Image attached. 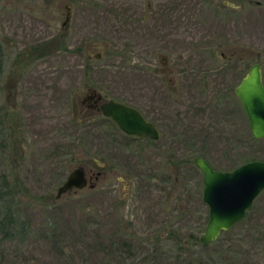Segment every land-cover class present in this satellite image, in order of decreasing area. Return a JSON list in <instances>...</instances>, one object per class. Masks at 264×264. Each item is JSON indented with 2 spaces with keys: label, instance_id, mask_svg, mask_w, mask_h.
Segmentation results:
<instances>
[{
  "label": "rangeland",
  "instance_id": "rangeland-1",
  "mask_svg": "<svg viewBox=\"0 0 264 264\" xmlns=\"http://www.w3.org/2000/svg\"><path fill=\"white\" fill-rule=\"evenodd\" d=\"M253 61L264 84V0H0V264H264V189L200 242L192 161L264 159L233 92ZM91 87L159 137L88 108ZM76 165L93 186L56 196Z\"/></svg>",
  "mask_w": 264,
  "mask_h": 264
},
{
  "label": "water",
  "instance_id": "water-1",
  "mask_svg": "<svg viewBox=\"0 0 264 264\" xmlns=\"http://www.w3.org/2000/svg\"><path fill=\"white\" fill-rule=\"evenodd\" d=\"M64 7L66 15L63 23L68 14L67 5ZM86 91V96L98 103L97 110L124 133L152 139L159 137L156 126L134 106L113 98L102 100L101 94L92 87ZM233 92L245 113L251 136L264 138V84L258 62L248 66L233 87ZM193 163L202 175L201 199L207 206V219L198 240L208 242L215 239L221 230L241 220L254 197L264 189V159H249L230 170L213 168L200 155L193 158ZM84 186L91 187L93 183L85 175L83 167L76 165L56 187V196L70 188Z\"/></svg>",
  "mask_w": 264,
  "mask_h": 264
},
{
  "label": "flooded vegetation",
  "instance_id": "flooded-vegetation-1",
  "mask_svg": "<svg viewBox=\"0 0 264 264\" xmlns=\"http://www.w3.org/2000/svg\"><path fill=\"white\" fill-rule=\"evenodd\" d=\"M253 62H255V61H253ZM252 62V63H253ZM256 62H258V61H256ZM259 63V62H258ZM251 64V63H250ZM249 64V65H250ZM248 65V66H249ZM259 66H260V63H259ZM248 68V67H247ZM247 70V69H246ZM245 73V72H244ZM240 79V78H239ZM239 81V80H238ZM236 85V84H235ZM87 94H85V97L84 98H82V100L81 101H86V106L88 107V108H95L96 110H97V105H98V103H96L95 101H94V98H88L87 96H86ZM253 159V158H252ZM246 161V160H245ZM85 175L86 176H89V175H87L86 174V171H85ZM90 177V176H89Z\"/></svg>",
  "mask_w": 264,
  "mask_h": 264
},
{
  "label": "trees",
  "instance_id": "trees-1",
  "mask_svg": "<svg viewBox=\"0 0 264 264\" xmlns=\"http://www.w3.org/2000/svg\"><path fill=\"white\" fill-rule=\"evenodd\" d=\"M34 48H36V47H34ZM34 48H33V49H34ZM30 51H32V50H30ZM33 51H35V50H33ZM37 52H38V51H37ZM192 161H193V160H192ZM1 176H2V175H1ZM1 224H2V222L0 221V227L2 226Z\"/></svg>",
  "mask_w": 264,
  "mask_h": 264
}]
</instances>
